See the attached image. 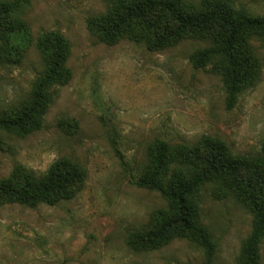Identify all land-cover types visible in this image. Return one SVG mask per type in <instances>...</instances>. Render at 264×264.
<instances>
[{"label":"rangeland","instance_id":"rangeland-1","mask_svg":"<svg viewBox=\"0 0 264 264\" xmlns=\"http://www.w3.org/2000/svg\"><path fill=\"white\" fill-rule=\"evenodd\" d=\"M218 1L264 17V0ZM6 5L16 10L3 17L10 27L0 36V117L29 101L45 71L43 34L60 33L69 51L68 74L51 88L42 128L26 136L0 129V183L42 176L55 164L75 177L53 203L0 199V264H207L191 239L133 238L153 228L168 203L131 182L147 171L161 141L169 146L171 179L218 143L264 163V38L239 45L245 71L230 106L218 61H191L212 37L196 34L152 50L96 33L92 22L107 14V0H0ZM227 175L226 185L207 183L199 193V220L216 244L214 264H237L253 225ZM260 253L264 264V240Z\"/></svg>","mask_w":264,"mask_h":264},{"label":"trees","instance_id":"trees-1","mask_svg":"<svg viewBox=\"0 0 264 264\" xmlns=\"http://www.w3.org/2000/svg\"><path fill=\"white\" fill-rule=\"evenodd\" d=\"M107 1V14L92 22L96 33L106 41L124 38L160 50L196 34L212 37L213 41L216 39L212 46L197 51L191 61L195 67L218 61L228 103L230 106L235 104L245 71L238 47L246 37L264 38V17L244 14L218 0H203L200 4L183 0ZM15 10L9 5L0 6V36L10 27L3 17ZM212 28L221 32L219 37L209 34ZM38 46L46 69L34 82L29 101L17 111L0 117V129L19 136L42 128L51 102V88L68 74L65 62L69 45L60 33L43 34ZM4 53L0 47V65L5 59ZM168 150L166 142H159L150 154L147 171L131 182L136 187L158 192L168 203L167 210L159 215L154 227L134 233L133 238L140 243L165 242L174 236L191 239L203 249L207 264H214L216 244L199 220V193L207 183L226 185L227 173H230V186L236 189L253 216L251 234L243 244L237 264H262L264 163L229 153L218 143L207 146L201 157L185 162L176 178L171 179L170 162L166 158ZM74 177L71 168L65 172L55 164L42 176L28 173L22 180H16L18 182L0 183V199L31 207L53 203L56 193L70 185Z\"/></svg>","mask_w":264,"mask_h":264}]
</instances>
